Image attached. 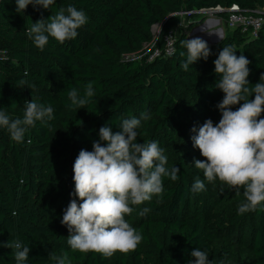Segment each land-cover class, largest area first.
<instances>
[{"label":"trees","instance_id":"16d2710c","mask_svg":"<svg viewBox=\"0 0 264 264\" xmlns=\"http://www.w3.org/2000/svg\"><path fill=\"white\" fill-rule=\"evenodd\" d=\"M232 4L247 13L264 12V0H56L51 9L30 4L17 13L15 0H0V108L12 119L23 117L24 102L32 97L54 108V119L37 121L22 142L0 127V264H16L12 249L2 245L17 237L30 247L26 264H55L50 253H67L68 264H188L196 247L217 264H264V202L238 214L246 202L244 189L218 179L208 182L193 164L205 158L192 141L207 119L214 125L221 119L216 105L224 93L215 87L219 77L213 61L224 46H233L237 56L251 62L250 85L260 82L264 26L255 37L227 28L222 40L208 44L207 61L200 59L186 71L180 67L187 55L181 43L187 40L185 32L175 37L171 54L139 56L153 39V25L161 24L154 40L161 48L164 34L184 15ZM68 5L83 10L87 23L75 39L60 44L50 37L40 51L26 28ZM20 80L27 82L25 87H18ZM89 82L95 90L89 104L67 107L68 91L77 88L83 95ZM141 113L151 118L141 121L137 142L157 141L168 157L166 168L180 169L178 179L163 177L161 195L130 205L133 211L125 220L142 235L134 251L107 258L73 251L60 221L73 198L74 162L81 149L92 151L100 127L121 131L123 119ZM197 178L204 181L205 191L191 190Z\"/></svg>","mask_w":264,"mask_h":264},{"label":"clouds","instance_id":"9594fccd","mask_svg":"<svg viewBox=\"0 0 264 264\" xmlns=\"http://www.w3.org/2000/svg\"><path fill=\"white\" fill-rule=\"evenodd\" d=\"M16 12L23 13L28 5L33 8L51 9L56 0H15ZM87 23L83 10L73 5L61 7L47 19L41 17L32 22L25 30L40 51L45 49L49 38L60 44L75 39L78 29ZM215 33L221 40L219 32ZM187 49L186 59L180 67L189 66L200 59L207 61L211 54L208 43L200 37L181 42ZM233 46L226 45L213 61L214 72L219 77L215 87L224 93L216 107L221 119L214 125L207 119L192 137L193 147L199 149L205 159H195L193 164L203 171L208 182L217 179L235 189L243 188L244 203L238 208L242 215L254 211L264 202V74L260 82L250 85L248 76L251 63L243 54L237 56ZM182 57L185 56L181 52ZM26 81L20 80L18 87H25ZM30 88V87H29ZM254 95V99H250ZM95 96L93 83L85 85L83 95L77 88L68 91L70 109L85 108ZM241 101L243 103H241ZM234 105H239L233 110ZM22 118H10L0 108V127L7 129L10 138L22 142L30 127L37 121L54 119V108L45 106L37 99L26 100ZM148 113L139 118L123 119L119 124L121 131L113 132L107 124L99 129V140L92 143V151L81 149L73 165V198L63 210L61 224L67 227V244L73 251L95 252L111 257L116 252L134 251L142 241V235L125 220L133 211L130 205H139L163 192V177L178 179L180 169L176 166L166 168L168 157L155 140L138 143L137 129L141 121L150 119ZM196 132V128L192 129ZM103 142V143H102ZM193 192L206 190L203 180L197 178L193 183ZM77 198L80 203L77 202ZM148 209H144L147 212ZM12 249L16 264H26L30 247L19 237L8 240L2 245ZM188 264H217L210 260L208 252L196 247L190 253ZM55 264H68L67 253L57 256L50 253Z\"/></svg>","mask_w":264,"mask_h":264},{"label":"built area","instance_id":"2783aa9c","mask_svg":"<svg viewBox=\"0 0 264 264\" xmlns=\"http://www.w3.org/2000/svg\"><path fill=\"white\" fill-rule=\"evenodd\" d=\"M197 13L200 15H209L216 17L220 22L224 20L225 25L228 29H239L242 33L247 34L249 37H255L260 28L264 26V12L260 13H247L242 11L238 5L232 4L229 7H221L219 5L215 7H206L193 10L189 13ZM224 12L225 17L220 16V13ZM176 37V31L174 28L169 29L162 38V47L155 46V41L152 40L144 45L148 46V49L140 52L139 56H147L148 59L163 55L171 54L174 49V40ZM143 45V48L145 47ZM142 48V49H143ZM125 59L128 55L123 56ZM132 57V56H131Z\"/></svg>","mask_w":264,"mask_h":264},{"label":"rangeland","instance_id":"374dc122","mask_svg":"<svg viewBox=\"0 0 264 264\" xmlns=\"http://www.w3.org/2000/svg\"><path fill=\"white\" fill-rule=\"evenodd\" d=\"M192 15L189 14V16L184 15L182 18V21L180 24H178L177 26L174 27L175 31H176V36H178L181 32H185L186 33V39H192L195 37H200L203 40H205L207 43H210V39L214 41H216L217 38H219L218 36H216L215 38L210 37L211 35L207 32V31H202L203 28L207 27L208 31H216L218 29H216L217 27H212L210 25H208V23L206 22V20L208 18H212L209 15H200L197 13H191ZM216 18H218V15L216 16ZM219 28L222 30L224 35V32L227 30V27L225 25L224 20L220 21L219 24ZM160 27L161 24L157 23L155 25L152 26L151 31H152V40H155L156 37L159 34L160 31ZM218 32V31H217ZM213 41V42H214ZM145 47L141 50L145 51L148 49L147 45H144Z\"/></svg>","mask_w":264,"mask_h":264},{"label":"crops","instance_id":"0c3cea01","mask_svg":"<svg viewBox=\"0 0 264 264\" xmlns=\"http://www.w3.org/2000/svg\"><path fill=\"white\" fill-rule=\"evenodd\" d=\"M206 22L208 23V25H210V26H212V27H217L216 29H218V30H216V31H212V32H219L220 34H223V32H222V30L219 28V24H220V22L217 20V18L216 17H212V18H208L207 20H206ZM211 36L210 37H212V38H215L217 35L215 34V33H212V34H210ZM223 36V35H222ZM219 40V38H217V40L216 41H214V42H217ZM213 42V41H212Z\"/></svg>","mask_w":264,"mask_h":264},{"label":"water","instance_id":"95a60500","mask_svg":"<svg viewBox=\"0 0 264 264\" xmlns=\"http://www.w3.org/2000/svg\"><path fill=\"white\" fill-rule=\"evenodd\" d=\"M223 37V36H222ZM221 39L219 38V40L217 42H219ZM217 42H211V43H208V44H216Z\"/></svg>","mask_w":264,"mask_h":264},{"label":"bare ground","instance_id":"6f19581e","mask_svg":"<svg viewBox=\"0 0 264 264\" xmlns=\"http://www.w3.org/2000/svg\"><path fill=\"white\" fill-rule=\"evenodd\" d=\"M221 36H222V34H221ZM216 40H217V39H216ZM210 41L212 42V41H214V39H213V40L210 39ZM211 42H210V43H211Z\"/></svg>","mask_w":264,"mask_h":264}]
</instances>
